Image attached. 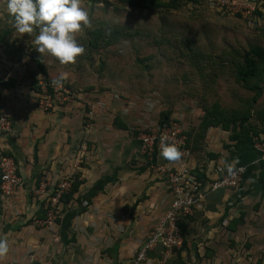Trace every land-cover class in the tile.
I'll return each mask as SVG.
<instances>
[{
  "label": "crops",
  "instance_id": "0c3cea01",
  "mask_svg": "<svg viewBox=\"0 0 264 264\" xmlns=\"http://www.w3.org/2000/svg\"><path fill=\"white\" fill-rule=\"evenodd\" d=\"M1 3L0 101L13 131L0 134V155L14 158L22 187L13 198L0 191V237L9 245L0 264L129 262L173 200L166 184L145 167L136 137L157 124L150 113L166 109L165 102L121 91L125 98L117 89L111 96L112 91H103L93 102L85 93L89 89L81 92L69 84L77 99L45 112L39 105L38 61L50 79L64 84L67 75L57 73L58 60L49 66L52 56L36 51L38 30L18 32L6 0ZM90 37L76 35L82 45ZM74 62L79 63L77 57ZM89 103H94L92 112ZM174 117L190 128L188 112H173ZM242 137L235 145L218 127L208 128L206 136H189L190 165L201 182H212L215 170L227 171V163L245 166L246 173L238 189L212 191L196 204L183 223L185 245L169 255L168 264H264V160L255 149V139L264 142V136L256 138L249 129ZM76 175L79 190L68 202L59 201L55 225L36 224L46 219L48 203L36 193L52 190L63 177L73 182ZM162 251L150 252L153 264Z\"/></svg>",
  "mask_w": 264,
  "mask_h": 264
},
{
  "label": "rangeland",
  "instance_id": "374dc122",
  "mask_svg": "<svg viewBox=\"0 0 264 264\" xmlns=\"http://www.w3.org/2000/svg\"><path fill=\"white\" fill-rule=\"evenodd\" d=\"M126 1L81 0L89 24L76 33L78 40L87 39L102 27L123 29L131 37H123L97 53L90 52L80 64L57 62V73L67 75L65 85L61 82L63 86L75 85L83 89L81 92L89 89L85 93L92 94L93 102L100 100L103 91H112L107 96L117 90L134 93L143 101L155 96L166 109H156L150 117L158 123L162 112L180 116L188 112L190 128L186 132L196 137L207 134L200 128L207 109L214 120L223 121L218 128L226 129L230 136L240 132L241 120L250 113L244 131L252 128V132L257 131L256 138L264 136V60L257 62L255 78L246 82L240 78L244 53L264 48V0H252L254 10L246 15L219 9L216 0H178L173 7L162 5L153 10L134 9ZM55 60L51 57L49 66L56 64ZM256 87L261 96L258 103L252 104ZM89 104L87 109L92 112L94 103ZM178 118L173 120L183 125ZM66 179L63 177L58 184ZM58 184L54 188L51 185L53 189L46 190L47 194L38 192L36 196L47 202ZM56 211H62L59 203Z\"/></svg>",
  "mask_w": 264,
  "mask_h": 264
},
{
  "label": "built area",
  "instance_id": "2783aa9c",
  "mask_svg": "<svg viewBox=\"0 0 264 264\" xmlns=\"http://www.w3.org/2000/svg\"><path fill=\"white\" fill-rule=\"evenodd\" d=\"M219 9L229 11L237 10L242 15H246L254 10L252 0H216ZM41 93L39 105L45 112H49L57 106L64 105L75 100V94L69 88L55 86L52 82L44 80L40 83ZM52 88V92L50 91ZM13 123L10 114L6 113L0 101V134L11 133ZM168 138L167 142L175 144L181 151V157L175 161H159V144L161 136ZM140 141V153L146 164L148 171L156 179L162 180L173 195V200L159 219L157 226L149 234L147 239L141 244L136 255L124 264H153L150 259V252L155 247H160L163 251L157 263L168 264L169 255L184 246V232L180 223L194 212L196 204L208 193L221 189H238L241 186L246 168L243 165L234 167L231 174L221 169L215 170L216 177L212 182H201L193 172L190 165L192 153L188 145V135L183 126L171 119L169 122L160 121L148 128L140 131L136 135ZM255 149L259 152L260 158L264 160V142L255 139ZM71 180L62 181L55 194L47 200L46 219L37 220L35 223L42 227H52L58 218L56 205L61 197L70 190ZM22 187V179L18 172V166L14 158L0 155V191L3 197L13 198ZM44 188V187H43ZM43 194L45 190L41 191Z\"/></svg>",
  "mask_w": 264,
  "mask_h": 264
},
{
  "label": "clouds",
  "instance_id": "9594fccd",
  "mask_svg": "<svg viewBox=\"0 0 264 264\" xmlns=\"http://www.w3.org/2000/svg\"><path fill=\"white\" fill-rule=\"evenodd\" d=\"M6 10L13 19L14 28L20 33L38 32L34 36L35 49L41 55L55 57L62 65L74 62L84 47L76 39L82 26H88V12L81 7V0H6ZM61 86V79L52 81ZM161 136L159 156L168 161L181 157L180 149ZM236 162L225 165L229 174ZM9 251L8 241L0 237V256Z\"/></svg>",
  "mask_w": 264,
  "mask_h": 264
},
{
  "label": "trees",
  "instance_id": "16d2710c",
  "mask_svg": "<svg viewBox=\"0 0 264 264\" xmlns=\"http://www.w3.org/2000/svg\"><path fill=\"white\" fill-rule=\"evenodd\" d=\"M166 1H168V3L166 2V4L165 3L162 4V2H160L159 0H155V1L152 0L151 4H149L144 0H127L125 4L128 5L129 7H133L134 9L153 10V9L162 7V5H167L169 7H173L176 5V2L178 0H166ZM123 37L126 38V37H131V36L129 34H127V32H124L123 29H119L117 27H113V29L102 27V28H99V30L92 31V36L86 41V43L83 44V47H84L83 53L80 54L79 56H77L79 64L82 62V58L86 57L88 54H90V52L97 53V52H99V50L101 48H104L105 46H110L115 41L120 42L122 39H124ZM243 59H244V62L241 65L242 67L240 69V72H241L240 78L242 79V81H245V82L251 81L253 78H255L256 72H258V70H259V68L257 66V62L264 60V48L260 47V48H254L250 51H246L243 55ZM38 71H40L42 73V75H43L42 78L44 81L52 82L48 77V72H47L45 66L40 61H38ZM38 71L36 73H38ZM37 86L39 87V89L41 91L40 85L37 84ZM66 86H68V85H66ZM254 89L257 90V93L252 98V101H251L252 104L258 103V99L261 96L260 89L257 87ZM50 91L51 92L53 91L52 88H50ZM207 113L208 114H206V116L202 119V122L200 124V128L204 132L207 131L208 128L219 127L220 125L223 124V121L221 119L214 120V116L208 111V109H207ZM251 116L252 115H250V113L246 114L239 124V127L241 128L240 132L236 133V131H235L234 135L231 136L232 141L236 140L235 145H237L239 143V141L241 140V138H243L242 137V136H244V128L243 127H244L245 123L250 121ZM170 119H171V112H168V111L162 112L160 123L169 122ZM250 130L252 132V128H250ZM252 134L253 135L257 134V131L254 130L252 132ZM187 135H188V140H189V136L191 134L187 133ZM4 155H6V154H4ZM200 177H201V175H200ZM78 178H79V175H76L75 179L73 180V182L71 184L70 190L68 192H66L61 197V199H60L61 202H68L71 199V197L79 190V186L81 184V181H79ZM54 194H55V192H54ZM183 223H184V221H182L180 223V227L185 232ZM184 245H185V241H184ZM178 259H180V257H178L177 260Z\"/></svg>",
  "mask_w": 264,
  "mask_h": 264
}]
</instances>
